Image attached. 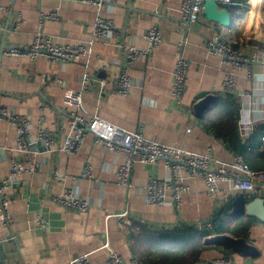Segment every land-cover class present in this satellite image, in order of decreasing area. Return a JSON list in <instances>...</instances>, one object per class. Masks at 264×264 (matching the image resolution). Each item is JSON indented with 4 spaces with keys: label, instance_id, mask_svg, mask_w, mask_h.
<instances>
[{
    "label": "crops",
    "instance_id": "1",
    "mask_svg": "<svg viewBox=\"0 0 264 264\" xmlns=\"http://www.w3.org/2000/svg\"><path fill=\"white\" fill-rule=\"evenodd\" d=\"M181 0H111L100 13L113 20L114 28L137 46L145 45L144 32L156 24L162 40L152 51L136 60L128 69L133 84L126 95L116 92L115 82L123 56L120 46L111 36L94 39L90 54L72 62L51 60L44 55L33 57L0 54V106L16 117L23 118L27 136L37 140L48 133L54 142L52 150L32 148L20 153L16 147V128L6 118H0V178L10 170V158L20 159L19 182L8 188L13 201L8 205L11 223H5L0 209V264H67L75 255L88 253L89 264H106L110 246L125 259L137 257L134 238L140 229L170 231L175 237L205 231L204 237L221 233L213 227L199 226L234 215L233 201L264 200V184L253 190L233 191L229 184L220 183L214 196L206 192L203 179L184 175L190 187L182 194L179 205L171 202L149 204L144 200L147 176H165L166 171L151 164L135 162L130 185L116 181V168L123 157L106 150L85 132L80 149L75 153L58 149L67 134V110L63 103L65 88H77L80 76L87 69L91 73L90 89L83 93L85 114L99 117L127 130L139 129L157 142L183 147L196 152L210 149L214 164L231 163L235 155L243 159L251 150L258 158L264 156V111L250 108L264 96V45L254 42L249 33L253 3L235 0L220 3L229 11L232 22L224 26L207 20L202 14L194 27L185 32L179 19ZM0 47L22 45L31 41L40 30L59 42L77 41L88 45L91 26L97 8L77 0H0ZM55 12L56 17L41 18V14ZM218 33L228 40H236L240 50L252 56L251 69L235 71V80L247 96H234L240 109L246 107L252 129L243 134L236 122L232 136L220 134L207 123L205 115L228 100L222 92L221 81L227 70L218 54L210 53L203 40ZM185 35L182 53L188 60L186 85L182 97H171L172 72L177 42ZM105 78L102 92L98 81ZM207 93L216 95L202 117L196 116L192 105ZM251 135L260 138V145L251 143ZM85 161L91 163V175L79 174ZM255 164L262 165L259 160ZM60 174L54 180L53 174ZM72 188L89 200L86 211L65 207L51 198L52 193ZM243 197V198H242ZM241 200L238 201L240 205ZM263 216H249L251 223L243 236L258 249L257 255L234 251L212 242H203L199 257L191 264H212L213 258H224L232 264H264V205ZM37 216L48 220L41 227ZM144 227V228H143ZM229 234V231H222ZM203 237V240H204Z\"/></svg>",
    "mask_w": 264,
    "mask_h": 264
},
{
    "label": "built area",
    "instance_id": "2",
    "mask_svg": "<svg viewBox=\"0 0 264 264\" xmlns=\"http://www.w3.org/2000/svg\"><path fill=\"white\" fill-rule=\"evenodd\" d=\"M97 8L94 22L91 26V38L88 45L77 41L59 42L49 34L40 30L33 34L31 41L22 45H6L0 47V54L33 57L44 55L51 60L72 62L82 56L90 54V44L94 39L111 36L121 48L123 65H121L116 77L115 88L120 95H126L133 80L129 74L130 66L139 58L148 55L152 49L158 46L162 40L160 30L156 24H151L144 32L145 45L137 46L132 41H127L114 28L112 18L100 13L101 8L111 0H77ZM221 3H236L235 0H217ZM204 0H181L179 7V19L184 34L198 22L202 15ZM251 4L254 0H246ZM254 4V3H253ZM3 7V6H0ZM44 17H56L55 12L41 14ZM185 35L177 42L175 50V63L172 72L170 94L174 100H179L186 85L188 60L182 53ZM206 49L210 53L218 54L221 60L227 64V70L221 81V89L224 94H232L239 97L247 96L245 90H241L235 80V71L238 69H251L252 56L243 53L236 40H228L218 33L203 40ZM91 73L85 69L80 76V84L77 88H65L63 103L67 110V134L62 139L58 149L63 152L75 153L80 149L85 132H91L95 141L106 150L120 154L123 159L117 164L116 181L123 185H130L132 167L135 162L151 164L161 167L166 171L165 176L150 174L145 184L144 200L149 204H164L168 202L167 191H171V202L179 205L182 194L189 190V185L183 181L184 175L200 176L205 184L208 195L214 196L219 191L220 183L229 184L233 191L253 190L257 183L264 184V168L253 169L242 158L235 155L231 163L214 164L210 149L200 153L187 150L180 146L164 144L145 137L137 130L121 128L96 114H85L82 107V96L89 91ZM105 78L98 81V92H102ZM250 108L264 111V96L259 104L251 103ZM246 107L240 109L238 126L243 134L252 129V120L249 118ZM0 118H6L16 128V147L20 153H30L32 148L40 150H52L54 140L48 133L41 134L37 140H30L27 136V125L23 118L16 117L6 107L0 106ZM20 159L10 158V170L6 176L0 178V209L5 223H11L8 205L13 201L8 188L19 182ZM184 173V175H183ZM81 177L91 175V163L85 161L79 174ZM54 180H60V174H53ZM51 198L69 208L86 211L90 202L78 195L72 188H64L60 192L52 193ZM37 222L41 227L48 226V220L37 216ZM199 226L211 227L212 221H206ZM101 247L107 250L106 264H143L137 257L125 259L119 252L112 249L108 240ZM88 253L78 254L70 258L67 264H89ZM212 264H232L224 258H213Z\"/></svg>",
    "mask_w": 264,
    "mask_h": 264
},
{
    "label": "trees",
    "instance_id": "3",
    "mask_svg": "<svg viewBox=\"0 0 264 264\" xmlns=\"http://www.w3.org/2000/svg\"><path fill=\"white\" fill-rule=\"evenodd\" d=\"M225 95L228 101L223 106L210 110L204 120L220 134L232 136L236 130L238 102L234 96H231L232 94L226 93ZM261 128L264 133V124ZM250 137L252 144L260 145L259 137L254 135ZM254 150H251L244 160L253 169L264 168V156L258 158V148L257 152ZM259 160L262 161V165L255 164ZM250 223L251 218L244 214L235 218H221V215H218L212 219V225L216 231H229L234 236L247 235ZM205 233V231H197L182 237H175L170 231L140 229L139 233L135 235L133 247L137 258L143 264H191L199 257L200 251L204 247Z\"/></svg>",
    "mask_w": 264,
    "mask_h": 264
},
{
    "label": "water",
    "instance_id": "4",
    "mask_svg": "<svg viewBox=\"0 0 264 264\" xmlns=\"http://www.w3.org/2000/svg\"><path fill=\"white\" fill-rule=\"evenodd\" d=\"M253 14L249 26L251 39L261 45H264V0H254ZM202 14L207 20H213L224 26H228L232 22V17L226 7L221 6L217 0H204ZM216 95L207 93L195 100L192 105L193 111L198 117H202L210 105L215 101ZM243 198V197H242ZM241 200L240 205L238 201ZM264 200L257 198L251 200L241 199L238 194L233 201V214L239 215L245 213L247 216L261 218L263 216L262 206ZM203 242H212L225 247H230L234 251H240L248 255H257L258 249L253 243H250L243 236H234L232 234L221 232L204 237Z\"/></svg>",
    "mask_w": 264,
    "mask_h": 264
},
{
    "label": "rangeland",
    "instance_id": "5",
    "mask_svg": "<svg viewBox=\"0 0 264 264\" xmlns=\"http://www.w3.org/2000/svg\"><path fill=\"white\" fill-rule=\"evenodd\" d=\"M254 3V2H253Z\"/></svg>",
    "mask_w": 264,
    "mask_h": 264
}]
</instances>
